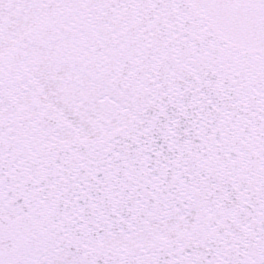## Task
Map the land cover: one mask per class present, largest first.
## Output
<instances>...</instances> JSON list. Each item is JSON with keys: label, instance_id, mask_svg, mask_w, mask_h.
Wrapping results in <instances>:
<instances>
[{"label": "snow or ice", "instance_id": "6c2138e0", "mask_svg": "<svg viewBox=\"0 0 264 264\" xmlns=\"http://www.w3.org/2000/svg\"><path fill=\"white\" fill-rule=\"evenodd\" d=\"M0 264H264V0H0Z\"/></svg>", "mask_w": 264, "mask_h": 264}]
</instances>
